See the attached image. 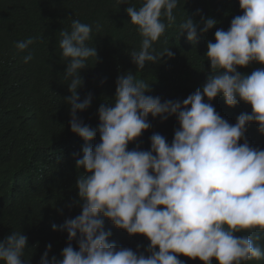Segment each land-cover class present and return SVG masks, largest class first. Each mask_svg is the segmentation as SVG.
<instances>
[{"label": "clouds", "instance_id": "1", "mask_svg": "<svg viewBox=\"0 0 264 264\" xmlns=\"http://www.w3.org/2000/svg\"><path fill=\"white\" fill-rule=\"evenodd\" d=\"M135 2L89 0L65 21L57 9L49 13L44 33L68 61L64 74L71 95L65 102L71 131L84 141L82 158L76 160L84 174L76 182L82 211L62 226L69 241L62 259H49V244L40 264H184L181 255L203 264L264 259L259 243L264 234V149L251 147L246 139L253 123L264 135V67L250 75L238 71L253 62L264 65V0H238L243 14L231 20L227 31L215 32L205 56L210 74L201 88L182 102H161L159 96L146 95L150 84L129 71L118 76L114 100L99 106V124L93 130L77 116L93 99L89 93L80 101V72L108 51L122 7L142 38L139 50L129 54L137 71L175 55L169 47L157 52L154 44L177 24L174 10L180 0H141L139 8ZM216 24L213 18L201 16L196 22L187 15L178 33L194 44L198 31L207 33ZM37 39L15 42V48L26 53ZM33 58L32 51L21 57L24 63ZM217 96L229 107L250 105L251 112H242L231 124L212 105ZM149 115L161 120L176 116L179 128L172 142L155 133L149 150H129L151 127ZM97 132L100 142L92 146ZM104 219L129 236L146 237L148 255L110 243ZM242 232L246 234L235 235ZM27 245V237L13 231L0 241V264H25Z\"/></svg>", "mask_w": 264, "mask_h": 264}, {"label": "trees", "instance_id": "2", "mask_svg": "<svg viewBox=\"0 0 264 264\" xmlns=\"http://www.w3.org/2000/svg\"><path fill=\"white\" fill-rule=\"evenodd\" d=\"M87 1L0 0V241L13 231H21L28 240L22 257L25 264H40L49 244V259L52 256L62 259L61 252L69 243L62 226L82 211L76 203L79 199L76 182L84 169H77L76 160L82 158L84 141L70 128V105L65 102L71 95L67 86L70 79H65L64 74L68 61L45 35L44 28L50 11L57 9L65 21L75 17ZM135 1L133 5L139 8L141 0ZM242 14L238 0H180L174 10L177 24L168 28L154 44L157 52L169 47L174 57H163L160 63L146 64L144 70L137 71L129 54L139 50L142 38L122 7L112 25L108 51L101 53L96 62L89 60V66L80 72L83 80L77 90L80 101L89 93L93 99L90 107L77 116L91 129H97L99 106L114 100L118 76L129 71L150 84L151 90L146 95L159 96L161 102H182L201 88L210 74V62L205 57L208 42L215 43V32L227 31L231 20ZM187 15L196 22L201 16L213 18L217 24L207 33L198 31L193 44L187 41L186 34L179 36L178 33V24ZM29 37L38 39L26 53L19 52L15 42ZM28 51L33 52L34 58L24 63L21 57ZM262 67L253 62L238 71L250 75ZM211 103L231 124H235L242 112H251V106L243 102L235 107L227 106L222 96ZM148 120L151 127L128 145L129 150H149L150 137L155 133L163 135L169 144L172 142L179 128L176 116L161 120L149 115ZM246 139L251 147L264 149V135L258 132L255 123L247 126ZM99 142L97 132L90 144L95 146ZM104 231L111 232L109 242L118 248L148 255L146 248L150 241L146 237L129 236L107 219H104ZM71 243L78 250L76 240ZM259 243L264 247V234ZM179 259L184 264H203L198 258L192 260L181 255ZM212 264L218 262L213 259ZM247 264H264V259Z\"/></svg>", "mask_w": 264, "mask_h": 264}, {"label": "bare ground", "instance_id": "3", "mask_svg": "<svg viewBox=\"0 0 264 264\" xmlns=\"http://www.w3.org/2000/svg\"><path fill=\"white\" fill-rule=\"evenodd\" d=\"M252 262V261H251Z\"/></svg>", "mask_w": 264, "mask_h": 264}]
</instances>
